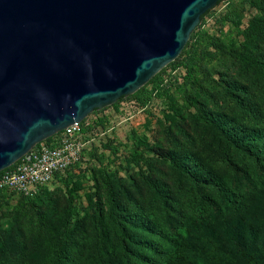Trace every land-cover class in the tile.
Segmentation results:
<instances>
[{
    "label": "rangeland",
    "instance_id": "rangeland-1",
    "mask_svg": "<svg viewBox=\"0 0 264 264\" xmlns=\"http://www.w3.org/2000/svg\"><path fill=\"white\" fill-rule=\"evenodd\" d=\"M57 181L0 189V264H251L264 246V0H221L134 97L87 117ZM157 232H160V234ZM154 245L156 247H152Z\"/></svg>",
    "mask_w": 264,
    "mask_h": 264
},
{
    "label": "water",
    "instance_id": "water-1",
    "mask_svg": "<svg viewBox=\"0 0 264 264\" xmlns=\"http://www.w3.org/2000/svg\"><path fill=\"white\" fill-rule=\"evenodd\" d=\"M220 0H0V171L145 85Z\"/></svg>",
    "mask_w": 264,
    "mask_h": 264
},
{
    "label": "built area",
    "instance_id": "built-area-1",
    "mask_svg": "<svg viewBox=\"0 0 264 264\" xmlns=\"http://www.w3.org/2000/svg\"><path fill=\"white\" fill-rule=\"evenodd\" d=\"M88 115L54 135L36 143L0 175V189L33 193L49 186L81 157Z\"/></svg>",
    "mask_w": 264,
    "mask_h": 264
},
{
    "label": "trees",
    "instance_id": "trees-1",
    "mask_svg": "<svg viewBox=\"0 0 264 264\" xmlns=\"http://www.w3.org/2000/svg\"><path fill=\"white\" fill-rule=\"evenodd\" d=\"M221 1V0H220ZM209 12H205L200 20L203 19V17ZM185 50V46L181 53H183ZM180 53V54H181ZM163 70V68L158 72L160 73ZM157 73V74H158ZM156 74V75H157ZM155 76H153L145 85L140 87L137 91L129 95V97H134L136 94H138L148 83H150ZM123 98V97H121ZM258 151H264V144L261 147H258ZM9 166L8 168H10ZM6 168V169H8ZM4 169V170H6ZM0 171L1 173L4 171ZM160 234V232H157V234ZM63 235L59 234V237L57 238L56 244L51 252V264H65L64 263V257H65V251L63 250ZM65 242V240H64ZM167 251H165V255L171 262V264H195L190 258H188L185 254L182 252V246H183V236L180 233H177L175 237L167 236ZM152 247H156V245L153 244ZM242 255L247 256L249 261H251V264H264V246L262 249L256 253V254H250L248 251L241 250Z\"/></svg>",
    "mask_w": 264,
    "mask_h": 264
}]
</instances>
